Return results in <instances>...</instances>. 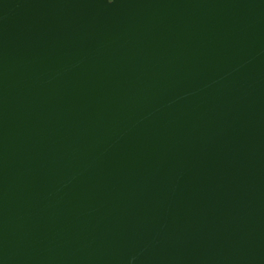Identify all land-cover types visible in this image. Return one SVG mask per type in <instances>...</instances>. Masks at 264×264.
<instances>
[{
    "label": "water",
    "instance_id": "1",
    "mask_svg": "<svg viewBox=\"0 0 264 264\" xmlns=\"http://www.w3.org/2000/svg\"><path fill=\"white\" fill-rule=\"evenodd\" d=\"M0 264H264V0H0Z\"/></svg>",
    "mask_w": 264,
    "mask_h": 264
}]
</instances>
